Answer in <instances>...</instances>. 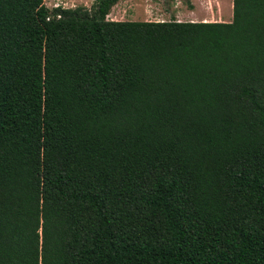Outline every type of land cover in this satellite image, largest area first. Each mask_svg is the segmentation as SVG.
Masks as SVG:
<instances>
[{
	"label": "trees",
	"instance_id": "obj_1",
	"mask_svg": "<svg viewBox=\"0 0 264 264\" xmlns=\"http://www.w3.org/2000/svg\"><path fill=\"white\" fill-rule=\"evenodd\" d=\"M117 2L0 0V264H264V0Z\"/></svg>",
	"mask_w": 264,
	"mask_h": 264
},
{
	"label": "rangeland",
	"instance_id": "obj_2",
	"mask_svg": "<svg viewBox=\"0 0 264 264\" xmlns=\"http://www.w3.org/2000/svg\"><path fill=\"white\" fill-rule=\"evenodd\" d=\"M93 0H44L48 8L91 7ZM128 20L230 21L232 0H120L113 14ZM111 16H107L110 19ZM111 20V19H110Z\"/></svg>",
	"mask_w": 264,
	"mask_h": 264
},
{
	"label": "crops",
	"instance_id": "obj_3",
	"mask_svg": "<svg viewBox=\"0 0 264 264\" xmlns=\"http://www.w3.org/2000/svg\"><path fill=\"white\" fill-rule=\"evenodd\" d=\"M119 1L120 0H118V2L114 5V6H112L111 7V9H110V11H109V13H108V15L107 16H111V20H128V19H123V18H120L121 17V15H122V13L121 12H118V13H114L113 14V8L115 7V6H117V4L119 3Z\"/></svg>",
	"mask_w": 264,
	"mask_h": 264
}]
</instances>
